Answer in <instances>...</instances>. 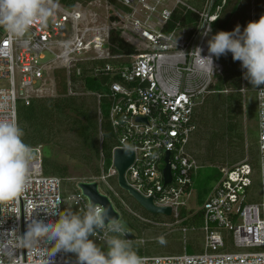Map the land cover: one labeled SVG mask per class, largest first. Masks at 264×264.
<instances>
[{"label":"built area","instance_id":"obj_1","mask_svg":"<svg viewBox=\"0 0 264 264\" xmlns=\"http://www.w3.org/2000/svg\"><path fill=\"white\" fill-rule=\"evenodd\" d=\"M194 2L117 0L108 17L111 24L106 26L98 24V20L89 21L79 4L68 9L54 1V18H49L47 24H34L23 38L10 37L0 27V80L9 83L0 88V119L18 123L19 102L29 105L32 98L39 97L55 70L70 71L76 67L81 76L79 64L89 62V76L105 75L110 79L106 83L109 121L116 146L109 172L85 182H97L101 193H111L133 213L110 183L112 177L117 180L118 176L113 166L114 151L131 150L135 161L125 174L126 182L146 198H152L156 206L170 207L173 225L181 223L183 208L191 215L203 212L201 252H187V234L196 228L184 227L181 253L141 255L143 264H264V127L257 100L260 198H253L255 169L243 161L219 168L222 177L198 211L188 206L195 190L193 177L200 169L189 151L198 129L196 114L214 92L213 86L223 71L215 57V73L199 67L196 49L201 48V54L208 55V40L229 0H204L200 6ZM254 16L253 6L251 21H255ZM213 18L218 19L211 24ZM210 24L211 33L204 36L203 30ZM112 30L119 32L137 52L112 53ZM100 60L106 63L101 65ZM240 91L245 94V87ZM42 148L43 145L32 148L34 159L26 192L18 201L0 207V264H77V259L69 258L62 250L55 251L43 238L29 244L21 242L31 219H55L49 212H64L67 202L83 215L89 205L78 182L65 198V180L45 174ZM167 153L170 183L165 182L163 174ZM101 184L106 192L101 190ZM128 233L132 244L145 245V239ZM91 238L97 244H105L103 232Z\"/></svg>","mask_w":264,"mask_h":264},{"label":"trees","instance_id":"obj_2","mask_svg":"<svg viewBox=\"0 0 264 264\" xmlns=\"http://www.w3.org/2000/svg\"><path fill=\"white\" fill-rule=\"evenodd\" d=\"M68 9L74 8L77 4H88L96 0H54ZM229 0L228 7L237 8L238 12L243 7L237 4L241 0ZM255 9V21L264 16L263 0H253ZM109 5H117V0H107ZM204 0H195V4L200 6ZM241 9V10H240ZM176 17V16H175ZM113 18V17H111ZM178 18V17H176ZM226 15L215 24L214 35L219 31H233L232 22ZM251 21V15L244 14L241 17V31ZM110 50L112 53H123L131 55L137 52L134 46L126 42L119 32L114 30L110 34ZM217 61L223 66V71L218 76L214 92L207 96L205 103L200 107L196 114L198 129L192 137L189 151L197 161L200 169L193 177L194 188L197 191V203L201 206L212 188L222 177L220 167L233 166L240 162H248L253 169L258 168L259 148L258 138L254 134V127H245L246 119L251 120L253 113L251 110V99L247 100L246 95L240 90L245 87L252 90V85L244 79L241 62L234 61L232 54L221 56ZM101 65L106 61L100 60ZM82 75L78 76L76 67L67 71L57 69L54 77L57 85V96H39L30 100L29 105L20 101L18 104V123L23 129L24 142L31 148L39 145L52 144L57 146L59 135L72 131L79 141L78 158L89 165L91 176L100 177L107 174L112 167V150L116 146V138L109 121L110 102L107 97L108 87L106 83L110 80L105 75L98 77L89 76V62L79 64ZM73 82L80 83V88L84 94L92 95L89 102L85 96H77L73 91ZM225 91H228L225 93ZM72 157H76L75 154ZM44 172L46 175L58 176L64 179L70 186L64 192L67 198L76 189L75 185L68 181L70 171L68 166L62 165L53 159L44 157ZM116 179V178H115ZM87 180V181H89ZM111 181V180H110ZM123 198L131 205V210L135 214H127L120 202L109 192H106L113 200L115 208L121 213L127 223L130 224L133 232H140V216L152 220L165 219L162 215H152L145 211L135 202L126 192L122 191L115 180L112 182ZM64 212L80 214L77 210L66 203ZM185 208L180 210V234L184 227H195L196 231H190L193 239L202 237L200 227L203 224V212L191 215ZM81 215V214H80ZM131 215V216H129ZM172 220L173 217L166 218ZM145 225V224H144ZM200 233L196 236L195 233ZM132 236H135L132 234ZM166 241V240H165ZM138 255H144L145 250L138 244H132ZM168 250L165 254H179L182 251L174 252ZM201 252L200 245L188 244L187 252L190 254ZM165 252V251H163ZM69 258H73L68 255ZM74 259V258H73Z\"/></svg>","mask_w":264,"mask_h":264},{"label":"clouds","instance_id":"obj_3","mask_svg":"<svg viewBox=\"0 0 264 264\" xmlns=\"http://www.w3.org/2000/svg\"><path fill=\"white\" fill-rule=\"evenodd\" d=\"M56 7L54 0H0V27L10 37L23 38L34 24H47L49 18H54ZM217 19L213 18L211 24ZM211 24L203 30L204 36L211 33ZM196 51L198 66L212 73L216 72L213 57L219 59L231 53L234 61L241 62L244 79L257 91L264 127V16L250 21L243 31L237 25L231 32L212 35L207 56L201 54V48ZM23 136L17 122L0 119V205L18 201L30 186L34 155ZM48 215L55 219L33 218L27 222L23 244L43 238L55 251L74 254L77 264H143V258L127 239L128 230L109 208L92 203L83 215L58 210ZM98 232H103L106 251L91 238Z\"/></svg>","mask_w":264,"mask_h":264},{"label":"rangeland","instance_id":"obj_4","mask_svg":"<svg viewBox=\"0 0 264 264\" xmlns=\"http://www.w3.org/2000/svg\"><path fill=\"white\" fill-rule=\"evenodd\" d=\"M236 0L234 1V3ZM237 6L240 8L243 7V10L238 12L237 8H232V7H227L224 13L226 12V15L230 19L229 21L232 22V28L235 29L236 26L241 23V17L242 15L246 14L251 15V10L254 6V1L253 0H241ZM85 14L87 19L90 21L92 19L98 20V24L104 23L106 26H110L111 22L109 21L108 17L111 14L113 9L112 5H109L107 0H96L95 2L88 3V4H79L78 6ZM223 13V14H224ZM107 48V47H106ZM89 58V55H87ZM94 56V55H92ZM49 59V56H48ZM51 82L48 81L45 89L43 90L42 93H39L38 96H57L58 91H57V85L55 81L54 74L50 75ZM9 83L7 80H0V88L2 87H8ZM73 91L77 93V96H85L88 98L89 102L92 101V98L90 96L92 95H87L84 94L85 92L80 88V83L73 82ZM246 99L249 100L251 99V110L250 113H253L251 117V120L248 121L246 119L245 121V127L251 128L254 127V134L258 138V131L256 127V122H257V102H256V90H246L245 91ZM59 142L57 146H54L52 144H45L43 145L42 148V154L44 157H47L49 159H53L57 161L58 163L68 166L70 175H69V182L75 183L77 182H85L89 180V176H91L90 171H89V165L86 164L84 161L78 158L79 156V141L76 135L72 132L69 131L67 133H63L62 135H59V138L57 140ZM75 154V158L72 157V155ZM110 183L113 185V181H117L115 177H112L110 179ZM253 180V195L256 197H253L254 200L257 201L258 198H260V174L258 168L255 170V174L252 176ZM71 185H69L67 182H64L63 184V190L68 191ZM114 187V185H113ZM100 188L102 191H106V187L104 184L100 185ZM115 190L119 192V190L114 187ZM121 195V193L119 192ZM196 195L197 191L196 189L194 190L193 196L191 199L188 201V206L191 210L198 211L200 209V205L197 203L196 200ZM123 197V194L121 195ZM125 199V198H124ZM128 207L131 210V205L127 202L125 199ZM123 207V206H122ZM124 210H126L123 207ZM132 211V210H131ZM133 212V211H132ZM127 214H135L134 212L131 213L130 211L126 210ZM131 216V215H129ZM141 221V230L140 232H133L131 226L129 223H127L126 219L121 216V223L124 225V227L133 235L138 236L140 238L145 239V245L142 246L141 248L145 250L144 255H160V254H165L169 253L167 252L168 250H175L174 252H178V250L183 251V236L180 234V225L179 224H174L171 223L172 220H166L161 219V220H150L145 217H139ZM145 224V225H144ZM193 233H188L187 234V240L188 244H195V245H202L203 237H199L198 239H193L192 235ZM197 234L196 236H200V233H195ZM202 235V234H201ZM166 240V241H165ZM103 250H107L106 244H98ZM141 246V245H140ZM165 251V252H163ZM199 252V251H197ZM68 255H73L72 257L74 259H77L76 256L72 253H67ZM69 257V256H68Z\"/></svg>","mask_w":264,"mask_h":264},{"label":"water","instance_id":"obj_5","mask_svg":"<svg viewBox=\"0 0 264 264\" xmlns=\"http://www.w3.org/2000/svg\"><path fill=\"white\" fill-rule=\"evenodd\" d=\"M138 121L146 122L145 119L138 118ZM169 153L166 154L165 162L166 167L163 170L166 183L172 181L171 169L169 165ZM135 161V152L127 149H116L114 151L113 166L116 169L117 184L118 187L126 192L135 202H137L145 211L152 215H162L170 217L172 215V209L170 207H158L154 204L152 198H146L141 193L131 187L125 179L127 170ZM77 187L81 193L87 198L89 204L95 203L103 205L110 209V214L117 219H121L120 212L115 208L112 200L106 194H103L99 190V184L97 182H78ZM1 207V205H0Z\"/></svg>","mask_w":264,"mask_h":264}]
</instances>
